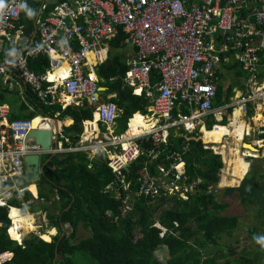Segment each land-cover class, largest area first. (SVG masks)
Segmentation results:
<instances>
[{
  "label": "built area",
  "instance_id": "built-area-1",
  "mask_svg": "<svg viewBox=\"0 0 264 264\" xmlns=\"http://www.w3.org/2000/svg\"><path fill=\"white\" fill-rule=\"evenodd\" d=\"M26 1L0 3V53L5 43H18L13 55L0 56V76L4 84L30 90L46 105L78 106L87 101L94 108L93 122L107 128L115 125L120 115L112 100L116 94L107 93L98 102L105 90L98 68L112 57L111 40L119 38L120 45L133 46L134 53L126 58L123 82L133 94L150 100L148 112L142 113L149 127L135 135L128 133L136 112L129 118L126 133L97 144L125 189L130 186L125 166L141 153L139 139L150 138L158 147L168 142L171 130L181 135L183 129L188 142L202 141V119L214 115L222 120L230 108L232 118L225 125L229 131L223 134L220 146L214 145L215 141L203 145L222 154L221 147L226 146L222 139H227L237 123L235 113L246 114L252 104L264 102V79H259L260 72L264 74V0H60L49 15L37 19L33 37L18 23ZM40 8L46 9V2ZM40 55L49 58L44 73L29 66V61ZM222 59L238 62L247 78L245 90H236L224 105L217 103ZM154 69L159 80L152 83ZM184 108L188 111L182 112ZM9 114L10 106L0 100V206L10 205L16 189L7 184L21 175L25 157L43 152L29 133L52 129L47 117L10 119ZM243 127L241 140L251 137L264 147V138L256 137L249 122ZM241 153L244 159L258 156L248 149ZM150 154L155 158L159 151ZM168 158L174 160L160 167L159 181L145 179L141 194L153 199L174 194L188 197L192 185L186 184L182 156L173 153ZM11 220L9 229L15 226Z\"/></svg>",
  "mask_w": 264,
  "mask_h": 264
},
{
  "label": "trees",
  "instance_id": "trees-1",
  "mask_svg": "<svg viewBox=\"0 0 264 264\" xmlns=\"http://www.w3.org/2000/svg\"><path fill=\"white\" fill-rule=\"evenodd\" d=\"M5 1L0 0V3ZM40 6V0H29L23 5L18 23L26 24L28 34L32 32ZM53 6L48 4L43 13H49ZM110 43L113 47L119 46V38ZM112 58L115 63L109 66L102 64L98 74L100 85L106 87L108 93L116 94L112 100L120 109L118 131L127 130L129 118L136 112L132 122H137L140 130L147 129L149 125L142 113L148 111L150 100L144 95L133 94L131 88L124 84L123 76L128 68L126 59H121L123 57L119 55ZM224 65L228 70H234L237 77L246 76L238 62L225 61ZM29 66L35 72L44 73L48 70L49 58L40 55L31 59ZM224 76V73L218 74L217 101L223 93L229 97L235 86L243 87L242 82L236 80L224 92L221 81ZM157 80L159 77L154 69L151 81L155 83ZM6 90L0 88L1 101H7L5 93L13 92L8 90L7 93ZM26 100L28 102H19L17 108L11 106L10 119L31 118L38 114L55 115L58 111V117L74 120L71 126L66 127L70 139L78 138L74 134L82 131V121L93 116L94 108L87 101L80 107L71 105L62 108L56 103L46 105L30 90ZM184 109L182 112L188 111ZM208 127L212 128V122ZM227 131L228 127L220 124L215 129L206 130L203 137L206 141H220ZM184 132L182 129L179 135L171 130L168 142L158 147L153 146L150 138L139 139L141 153L130 164L129 171H124L130 182L128 189L117 179L104 154L99 155V159L103 157L102 163L94 162L82 150L54 155L45 165L44 175L39 180V199L44 200L42 207L47 211L48 229L57 228L58 233L51 239L42 227L40 233H26L19 243L15 239L21 236L12 234V228L8 230L11 224L8 207H0L1 264H84L88 256L95 260V264H231L233 261L264 264V243L260 242L256 225L248 230L256 251L243 249L245 251L238 254L234 244L229 245V254L223 250L222 238L225 235L232 237L241 222V215L227 213L229 202H222L216 197L224 162L221 154L205 148L201 140L191 139L188 142ZM151 151H159L158 156L153 158ZM173 153H179L185 162L186 184L192 185V189L187 191L188 197L184 199L174 194L153 199L141 194L140 187L145 179L159 181L160 167L170 165L174 158L168 156ZM257 166L252 169L251 175L257 178L259 174V179L264 180V174ZM30 189L37 194V189ZM32 199L30 191L24 189L21 193L15 191L8 202L25 211V205ZM242 202L255 204L249 197ZM257 211L260 220L264 214L258 207ZM11 218L14 222L15 218ZM66 225L68 228L63 234L62 227ZM80 226L90 229L91 235L79 238ZM8 233L15 239L10 238ZM228 255L234 256V259L228 258Z\"/></svg>",
  "mask_w": 264,
  "mask_h": 264
},
{
  "label": "crops",
  "instance_id": "crops-1",
  "mask_svg": "<svg viewBox=\"0 0 264 264\" xmlns=\"http://www.w3.org/2000/svg\"><path fill=\"white\" fill-rule=\"evenodd\" d=\"M58 1H60V0H45V1L44 0H40V3L42 5L43 2H46L47 7H48V4H53L55 6V4ZM69 1H71V0H69ZM54 6H53V8H54ZM44 10L45 9L39 8V10H38V12H37V14L35 16V19L33 21V29H32L31 34H28L27 33V26H26V24L22 23V24L25 25L26 34H28L30 37H33L35 35V27H36L37 19L49 15L53 9L49 13H47V14H44L43 13ZM17 44L18 43L16 41H10L9 43H5L4 46H3V50L0 53V56L5 59V58H8L9 56L13 55L16 52V50H17ZM120 46H122V45H120V43H119V46H115V47H120ZM111 47H112V45H111ZM129 55L127 57H129ZM111 59H113V58L111 57ZM229 62H235V61H229ZM224 63H225V60L222 62L221 69L222 68L223 69H222V71L220 73H224V75H225V72L228 69L226 68V66L224 65ZM260 75H261V77L259 79L260 80H263L264 79V77H263L264 74H263L262 71L260 72ZM244 77L245 76L243 75L242 76V81L240 80L239 77H237V79L234 80V81L240 80L242 82V84H243V87L235 86L233 88V93L229 97H227L226 93H223L221 95L220 101L218 100L217 103L224 105V104H226L227 102L230 101V98L234 95V93H235L236 90H239V91L245 90V87H246L245 82H246V79L247 78H244ZM228 86H224V92L227 90V87ZM1 87L3 89H7L6 90L7 93L9 92L8 90L17 89V92L22 94V95L20 94L21 95V98H20L19 102L27 101L26 100L27 99V92L29 90L28 91H21L18 87L10 86L9 84L8 85L7 84H4L3 83V77L2 76H0V88ZM104 91L108 93V91L106 89ZM0 100H1V98H0ZM2 102H5V101H2ZM5 103H8V102L6 101ZM56 104H58V103H56ZM8 105L10 106V113H11V110H12L11 105L9 103H8ZM69 106H71V105H69ZM74 106L80 107L82 105H78V106L77 105H74ZM29 107H30V109H32L31 106H29ZM62 108H65V107L62 106ZM249 110L250 111L248 113H246V114L245 113H235V115H234L233 118L235 120H237L238 122L233 126V130L236 127L238 129H242V132H243L244 131V127H243L244 126V123L249 122L251 124V126L254 127V130H256V132H255L256 133V137L257 138H260V137L264 138V131L262 130V132H259V130L264 129V102L263 103H254V104H252V106H250ZM38 115H41V116H44V117L49 118L50 119L49 121L51 123V128L54 131H56V132L59 133V137L57 138V136H56L57 139L55 141L54 147H52V152L51 153H49V152H42V153H49L50 154V156L47 157L44 162L42 160L40 161V165H43V170L44 171H45V169H44L45 168V165L48 164V162L50 161V159L54 155H56L58 153H66V152H69V151H77V150L78 151H81V150L82 151H86L88 153L87 154L88 157L91 160H93L94 162L102 163L103 162L102 161L103 160V157L101 159H99L100 158L99 155H103V154L105 155L106 153H105V151H101V149H99V147L97 145L99 143V141L100 140L108 141V140H110V139H112L114 137H117V136H120V135L126 133V131L125 132H119L118 131V123L117 122H116L115 125H113L110 128H107L106 125H103L100 122H98V123L93 122V120L95 118L94 111H93L92 118L84 119L82 121V131L80 132V134H74V135H78V138H76V139H70L69 136L66 134V127H69V126H71L73 124L74 120L72 118L64 119V121H63L60 117H58V115H59V112L58 111L56 112L55 115H48V114H38ZM9 116H10V114H9ZM53 116H55L57 118V120H55L53 118ZM230 118H232L231 109L230 108L227 109V111L223 115V119L222 120H220V118L219 119L216 118L214 115H210V116L204 117L202 119V124L204 125L205 129L202 128L201 130L203 131V133H204L205 130H211V129H213V126L215 124H219L220 125V124H222L221 122H223L224 120L227 121L225 123V125H227L228 122H229V120H230ZM206 119H208V122L206 121ZM133 121H135V120H133ZM211 122H212V128L209 129L208 126L210 125ZM132 123H135V122H132ZM203 133L201 131L199 133V135L202 138V143L203 144H208V145H211V144L213 145V142L206 141L204 139V137H203L204 134ZM237 135H239V136H237ZM241 138L242 137H241L240 134H233L231 132L230 135L227 137V139H222L223 142H226V146L225 147H221V148H223V152L221 154V158H222V161L224 162V166H223V168L220 169V173H219L220 179L218 181L217 187H221L223 193H224V189L223 188L228 185V184L227 185H224L223 184V177H226V179L232 178V176H231L232 167L230 166V163H229V160H231V158H229V160L226 161L228 159V157L230 156L229 154H231L232 149H234V151H236L238 149L240 151H242L244 149L245 150L248 149V151L250 150L251 152H254V153L255 152L256 153H259L260 151H262L263 154H264V148L263 147L260 148L257 145V142L255 140L252 141V138L251 137L243 136V140H240ZM247 140H249V141H247ZM220 141H215L214 142V145L220 146V144H221ZM235 141H237L238 143L235 142ZM247 142H248V144L250 143L253 146V148L247 147L245 145V143H247ZM231 143H234L235 145H238L237 147H239V148L237 149V147H231L232 146ZM111 148L113 149V147H111ZM60 149H65V150L64 151H59ZM208 149H211V148H208ZM224 149H225V151H224ZM230 150H231V152H230ZM234 156H235V153H234ZM54 167L55 166H53V168ZM23 169H25L24 164H23ZM24 174H25V172L23 171L21 173V175H18V176H15V177L11 178V182H9V184H7V185H8L9 188L15 187V189H16L15 191H18V189H20L22 191L24 189L30 191V193H31V195H32V197L34 199H32L30 201V203H27L25 205V207H26L25 211H22L21 208H19L17 206L15 207L14 205H5V206L8 207V213L7 214H8V217L10 218L11 224H12V220H11V217H10V210H11V208H17V209L20 210L21 214H28V213H30L33 216V224L35 225L34 216L37 215V213H42L47 218V214H46L47 211H45L44 210V207H42V204L44 203V200L39 199V191H40V188H39V180L41 179V177L44 174L41 175V177H40V179L38 181L31 182V183H26L25 182V180H24ZM21 177L23 178V182H21L22 184L21 183L18 184V182H17L16 179L21 178ZM15 180H16L17 183L15 182ZM30 187L35 188V190L37 189V194H34L31 191ZM225 196H227V195H225ZM52 199H54V197ZM0 207H2V206H0ZM0 225H1V223H0ZM47 226H48V223H47L46 227ZM67 228H68L67 225L64 226V227H62L63 234L66 232ZM25 229L26 228H21V231H20V235H21L20 240L21 241L20 242H19L18 239L12 238V236L10 235V233H8V234H9L10 238L15 239L19 243H21L22 242V238L25 235L24 233H26V231H24ZM31 232H34V231H31ZM57 233H58L57 228H49V229H46V234H48L51 239ZM51 239L49 241H51ZM44 240H46V239H44ZM46 241H48V240H46Z\"/></svg>",
  "mask_w": 264,
  "mask_h": 264
},
{
  "label": "rangeland",
  "instance_id": "rangeland-1",
  "mask_svg": "<svg viewBox=\"0 0 264 264\" xmlns=\"http://www.w3.org/2000/svg\"><path fill=\"white\" fill-rule=\"evenodd\" d=\"M130 53H134L133 46L131 44H125V45H122L120 47H113L112 46L111 51H110V55L112 57L115 55L116 56L119 55V56L123 57V58H121L123 60L126 59ZM239 78L242 81V77L240 76ZM235 79H237V76H236L234 70H227L225 72V76L223 77V79L221 81H222V84L224 86H228ZM12 90H13V92H11V94L5 93L6 100L11 106H14L15 108H17L19 105V100H20L22 94L21 93L18 94L17 89H12ZM105 94H106L105 91H101V97H100V100L98 102H101L103 99L106 98ZM61 119L64 121L63 118H61ZM38 120L39 119H36V121H38ZM206 121L208 122V119H206ZM226 122L227 121L224 120L221 123H226ZM54 145L55 144L52 143V147H54ZM231 145H232L231 147H237L238 146V145H235L234 143H231ZM238 148L239 147H237V149ZM230 152H231V150H230ZM258 154L259 155L257 157H248L246 159L247 161H250V166H249V171H248L249 175H251L252 169L255 168L257 166V164H258V166H257L258 170L262 171L264 169V154L262 151H260ZM48 155H50V154L49 153H41L40 154V161L42 160L44 162L45 159L48 157ZM230 155L231 156L228 157L227 161L229 160V158L234 157L233 151L231 152ZM23 171L25 172V169H23L22 172ZM16 180H17L18 184L23 182L22 177L18 178ZM16 180H15V182H16ZM227 181H232V178L227 179ZM230 185H233V184H230ZM217 188H218L217 192H216L217 199L222 201V202H224V201L229 202V206H228L229 208L227 210V213L241 215L240 225L237 228V230L234 232L233 236L228 237L225 235L222 238L221 243H222L223 250L225 251V253L229 254V252H230L229 251V245L234 244V246H236V250H237L238 254L243 253L245 251V250L243 251V249H246V250L252 249L253 252L256 251V248H255L256 246L253 245L251 238L248 235V232H249L248 230L250 229V227H254L256 225L255 227L258 228V231L260 234V241H261V239H264V217L260 220L258 219V217H257L258 211H257V206L255 204H253L251 202L243 203L242 200H240L239 197H237L236 195L225 196V194L222 191V188L221 187H217ZM29 214H26V215H29ZM34 220H35L34 221L35 225L33 224V227L26 228L24 230V231H26V233L31 232V231H34L36 233H40V229L42 227H45L46 229H48V227H46L48 220H47L46 216H44V214L37 213V215L34 216ZM46 229H43V230H46ZM26 233H24V234H26ZM89 235H91L90 229L85 230V228L83 226L79 227V230H78V237L79 238H83V237H86ZM163 256L164 257L167 256V254L164 252V250H163ZM227 257L230 259H234V256H231V255H228ZM86 259L87 260L85 261L84 264H95V260H93L91 257L88 256V257H86ZM231 264H239V263L236 261H233Z\"/></svg>",
  "mask_w": 264,
  "mask_h": 264
},
{
  "label": "water",
  "instance_id": "water-1",
  "mask_svg": "<svg viewBox=\"0 0 264 264\" xmlns=\"http://www.w3.org/2000/svg\"><path fill=\"white\" fill-rule=\"evenodd\" d=\"M114 63V59H108L105 65L109 66ZM53 118L57 120L55 116ZM56 136L58 138L59 133L50 128L34 129L29 133V137L41 146L43 152L49 153L52 152V143L55 144ZM245 145H250L253 148L251 144L245 143ZM24 167V180L26 183L38 181L41 175L44 174L43 165H40L39 153L27 155L24 159ZM129 169L130 164L125 166L126 171H129ZM223 189L227 196L237 195L241 199L245 197L251 198L264 214V180L256 181V178L250 176L247 171L244 177L239 179L238 182L233 185H227Z\"/></svg>",
  "mask_w": 264,
  "mask_h": 264
},
{
  "label": "bare ground",
  "instance_id": "bare-ground-1",
  "mask_svg": "<svg viewBox=\"0 0 264 264\" xmlns=\"http://www.w3.org/2000/svg\"><path fill=\"white\" fill-rule=\"evenodd\" d=\"M96 118H97V115H96ZM132 121L133 120L130 121V129L128 130L129 134L135 135V134H138V133L145 131V129L140 130L137 127L136 123H132ZM228 130H229V128H228ZM232 133L233 134H240L241 137L243 135L242 129H238L236 127L234 128ZM235 142H237V141H235ZM247 147L251 148L250 145ZM224 151H225V149H224ZM232 151H233V153H235V156L233 155L234 157H232L231 160H229L230 166L232 167V173H231L232 181H227V179L225 177H223V184L224 185L234 184V183L238 182V179L243 178L244 175L246 174V172L249 170V164L250 163L246 159L243 158L241 151L239 149L236 151H234V149H232ZM10 216L15 218V220L13 222V225H15V226H12L11 233L17 237L21 236L19 231H18L19 228H31V227H33V216L31 214H29V215L21 214L19 209L11 208Z\"/></svg>",
  "mask_w": 264,
  "mask_h": 264
},
{
  "label": "clouds",
  "instance_id": "clouds-1",
  "mask_svg": "<svg viewBox=\"0 0 264 264\" xmlns=\"http://www.w3.org/2000/svg\"><path fill=\"white\" fill-rule=\"evenodd\" d=\"M0 7H2V4H0ZM115 60V59H114ZM102 88H103V90L104 89H106L107 90V88L106 87H104V86H101ZM221 125H225V124H221ZM250 144V143H249ZM249 166H250V164H249ZM40 236H41V234H39ZM261 243H264V239H261V241H260Z\"/></svg>",
  "mask_w": 264,
  "mask_h": 264
},
{
  "label": "flooded vegetation",
  "instance_id": "flooded-vegetation-1",
  "mask_svg": "<svg viewBox=\"0 0 264 264\" xmlns=\"http://www.w3.org/2000/svg\"><path fill=\"white\" fill-rule=\"evenodd\" d=\"M261 173H263L264 174V169L262 170V171H260ZM252 173V172H251ZM250 176H252V175H250ZM259 174L257 175V178H256V181H261L260 179H259ZM237 196V195H236ZM238 197V196H237ZM244 199V198H243ZM240 200H242L241 198H240ZM254 204V203H253ZM258 207V206H257Z\"/></svg>",
  "mask_w": 264,
  "mask_h": 264
}]
</instances>
